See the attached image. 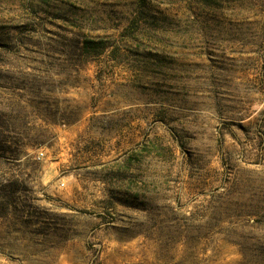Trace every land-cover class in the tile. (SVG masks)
Listing matches in <instances>:
<instances>
[{
  "label": "rangeland",
  "instance_id": "1",
  "mask_svg": "<svg viewBox=\"0 0 264 264\" xmlns=\"http://www.w3.org/2000/svg\"><path fill=\"white\" fill-rule=\"evenodd\" d=\"M0 264H264V0H0Z\"/></svg>",
  "mask_w": 264,
  "mask_h": 264
},
{
  "label": "built area",
  "instance_id": "2",
  "mask_svg": "<svg viewBox=\"0 0 264 264\" xmlns=\"http://www.w3.org/2000/svg\"><path fill=\"white\" fill-rule=\"evenodd\" d=\"M39 155L41 156V153H39Z\"/></svg>",
  "mask_w": 264,
  "mask_h": 264
}]
</instances>
